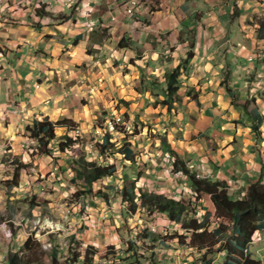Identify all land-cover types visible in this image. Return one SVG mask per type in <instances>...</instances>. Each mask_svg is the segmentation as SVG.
I'll use <instances>...</instances> for the list:
<instances>
[{"label":"crops","instance_id":"1","mask_svg":"<svg viewBox=\"0 0 264 264\" xmlns=\"http://www.w3.org/2000/svg\"><path fill=\"white\" fill-rule=\"evenodd\" d=\"M128 7L129 0H0V15L17 19L0 18V127L9 118V131L19 135L48 117L83 129L108 111L127 119L125 131L144 124V131L126 133L137 162L124 164L138 186L189 198L191 182L172 171L171 150L195 166L197 177L225 182L235 197L252 179L264 183V122L256 134L242 105L255 100L249 109L256 105L264 115V0H143L132 13ZM179 65L180 88L168 110L165 75ZM227 88L239 98L235 104ZM121 135L118 144L126 140ZM257 240L264 244V229ZM252 255L264 259L263 252Z\"/></svg>","mask_w":264,"mask_h":264},{"label":"rangeland","instance_id":"2","mask_svg":"<svg viewBox=\"0 0 264 264\" xmlns=\"http://www.w3.org/2000/svg\"><path fill=\"white\" fill-rule=\"evenodd\" d=\"M0 18L3 23L17 21L7 11L0 15ZM107 114L108 111L97 112L93 116L95 122H87V124L94 123L92 127L85 125L83 129L74 130L75 133L72 135H80V138L85 140L84 145L76 147L74 152L66 153L55 148L52 151L55 155L53 158L39 155L36 141L26 134L25 128L24 133L20 132L19 135L17 132L9 131L11 122L8 117L5 119L4 126L0 127V135L3 138L0 140V264H10V256L16 252L23 256L21 264H53L52 255L55 251H58V264H73L69 261L74 251L82 253V258L76 264H83L82 259L87 245H94L95 251H98L95 255L93 253L90 255L93 257L92 264H127L122 260L125 258V253L122 251L126 249L128 240L135 235L137 223L140 227L145 225L154 227L155 231L162 232L161 234H165L163 229L164 232L166 228L173 230L175 225L164 215L151 217L147 216L146 212L137 213L134 217L123 215L125 204L122 206L121 189L132 181L124 180L125 171L129 172L127 175L130 176V169L124 164L121 154L109 152L106 158L95 147L103 139L101 129L104 128L106 120L111 116L115 118L119 116L109 114L105 118ZM120 119L119 128L121 124L124 126L123 119L127 121L123 117ZM143 125L140 122L127 132L133 131L138 134L139 131H144ZM118 130L111 134L114 140L121 135L120 131L118 134ZM158 133L157 131L153 134L159 136ZM122 144L121 140L118 145ZM80 147H83L88 159L101 164H116L115 176L106 177L94 184V190L101 189L106 195L75 194L82 182L72 181L74 176L70 167L73 165V154L80 152ZM145 150L147 151L143 149L142 153L146 154ZM18 154H21L20 159ZM16 161L30 164L22 169L18 186L8 182L12 178L9 172L10 163ZM32 161L34 165H31ZM166 193L179 196V192ZM188 193L189 197H193L190 191ZM32 202L35 205L31 204ZM199 205L202 203H198V207ZM203 207L205 206L202 205ZM199 210H197L198 217L203 218L205 212ZM212 222L215 224L216 218H213ZM72 236L81 241L82 245L79 246L77 240L73 243ZM29 237L31 250L23 248L24 242ZM250 244L252 245H249V250L252 254L264 253L263 242ZM109 245L115 248L110 250ZM115 250L120 253L114 254ZM154 251L159 254L160 264H202L201 253L196 249L179 245L177 240H169L165 245L160 244ZM212 256H214L213 264L225 263V255L218 253Z\"/></svg>","mask_w":264,"mask_h":264},{"label":"trees","instance_id":"3","mask_svg":"<svg viewBox=\"0 0 264 264\" xmlns=\"http://www.w3.org/2000/svg\"><path fill=\"white\" fill-rule=\"evenodd\" d=\"M180 76V65L165 75L167 90L162 103L169 106L168 110H171L170 106L174 102V96L180 88ZM222 83L226 84V81ZM227 91L232 98V103L235 104L239 98L231 89L227 88ZM251 103L254 104L255 100L246 101L242 105L253 120L252 129L256 134H259L260 127L264 122V115L256 105L249 109ZM59 129H64L67 132L60 135ZM76 129L77 124L72 119L53 121L45 117L41 120H32L26 125L25 132L36 141L39 155H48L53 158L55 155L52 151L55 148L62 153L74 152L76 147L85 144V140L80 138V135L68 134V131ZM118 131L122 134L128 133L124 127ZM125 139L124 143L119 146L111 134L105 133L102 141H99L95 147L106 158H108L109 152L121 154L125 162L129 161L133 164L137 162V153L133 144L127 141V135H125ZM161 140L166 142L164 137H161ZM171 154L173 157L172 171L190 180L193 197H170L164 193L138 186V176L142 173L140 168L136 179H131L126 174L124 180L131 179L132 181L121 189L122 204H125L123 215L134 217L140 212H146L147 216L151 217L164 215L176 226V229L171 231L166 229L167 232H164L163 229L165 234H161L162 232L153 231L149 225L140 227L136 224L137 231L128 240L126 249L122 251L125 253V258L122 260L127 264H160L159 254L154 251L156 247L160 244H167L169 240H177L179 245L196 249L201 253L202 264H213L214 256L211 257V255L221 252L225 253L224 264H264V259L255 258L249 250L255 232L264 229V183L261 179L256 178L249 181L245 191L239 197H235L230 194L225 182L197 177L196 173L187 167L186 162L175 150H171ZM55 159L58 158L55 157ZM10 166L9 172L12 174V178L8 182L18 186L22 177V169L27 168L30 164L16 161L10 163ZM70 170L74 176L72 181L82 182L80 189L75 193L76 195H106L101 189L94 190V184L106 177L115 176L117 166L115 163L101 164L88 159L85 150L80 147V152L73 154V165ZM199 201L206 204V208H203L205 210L203 218L198 217L197 214V210L200 209ZM31 204L35 205L33 202ZM213 218H216L215 224L212 222ZM71 240L75 243L77 239L72 236ZM77 241L79 246L82 245L81 241ZM23 248L32 249L30 237L24 242ZM94 248V245L86 246L85 256L82 259L83 264H92L93 257L90 255L91 253L95 255L98 252ZM108 248L112 250L115 247L109 245ZM113 252L114 254L120 253L117 250ZM57 253L58 251H55L52 255L53 264H58ZM81 258L82 253L74 251L69 262L76 264ZM22 259L23 256L16 252L10 256V264H21Z\"/></svg>","mask_w":264,"mask_h":264},{"label":"built area","instance_id":"4","mask_svg":"<svg viewBox=\"0 0 264 264\" xmlns=\"http://www.w3.org/2000/svg\"><path fill=\"white\" fill-rule=\"evenodd\" d=\"M143 2V0H129V7L127 8V12L128 13H132L141 3ZM4 51L1 49L0 50V67L3 65V60H4ZM106 121H110V128H103L102 130V134H104V132H117L118 129H122L123 128V124H121V127L119 128V122L121 121V119H118L117 117H113L111 116L109 119H107ZM133 132V131H132ZM187 167L190 170H194L195 166L193 164H187ZM105 217V216H104ZM153 231H155L154 227H150Z\"/></svg>","mask_w":264,"mask_h":264},{"label":"bare ground","instance_id":"5","mask_svg":"<svg viewBox=\"0 0 264 264\" xmlns=\"http://www.w3.org/2000/svg\"><path fill=\"white\" fill-rule=\"evenodd\" d=\"M108 128H110V122H109ZM110 133H114V132H110Z\"/></svg>","mask_w":264,"mask_h":264}]
</instances>
